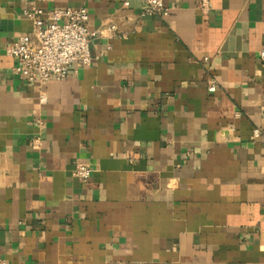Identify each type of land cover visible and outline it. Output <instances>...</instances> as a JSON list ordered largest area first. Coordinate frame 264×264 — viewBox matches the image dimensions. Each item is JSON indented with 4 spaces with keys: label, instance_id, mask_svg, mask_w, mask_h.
Instances as JSON below:
<instances>
[{
    "label": "crops",
    "instance_id": "1",
    "mask_svg": "<svg viewBox=\"0 0 264 264\" xmlns=\"http://www.w3.org/2000/svg\"><path fill=\"white\" fill-rule=\"evenodd\" d=\"M202 1L0 0V259L264 264V0ZM30 5L85 6L93 62L15 72Z\"/></svg>",
    "mask_w": 264,
    "mask_h": 264
},
{
    "label": "built area",
    "instance_id": "2",
    "mask_svg": "<svg viewBox=\"0 0 264 264\" xmlns=\"http://www.w3.org/2000/svg\"><path fill=\"white\" fill-rule=\"evenodd\" d=\"M142 14L167 15L169 8L164 0H144ZM206 6V0L202 1ZM23 14L32 22L30 34H22L7 46V54L14 59V70L28 82L46 83L49 79H61L72 66L90 65L94 57L90 44L95 35L88 27L89 12L85 6L78 8L55 7L48 10L37 5L26 6ZM48 16L49 21L44 17ZM114 28V26H111ZM264 57V50L260 53ZM207 59V57H204ZM216 84L209 82V90ZM41 102L46 100L44 93L39 95ZM259 130H253L258 134ZM92 168L85 162L74 164L73 175L81 180L91 176ZM0 264H7L0 259Z\"/></svg>",
    "mask_w": 264,
    "mask_h": 264
}]
</instances>
